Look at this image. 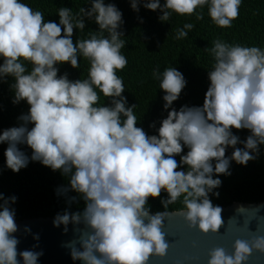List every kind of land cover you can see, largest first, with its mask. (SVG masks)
I'll return each mask as SVG.
<instances>
[{
    "label": "clouds",
    "instance_id": "1",
    "mask_svg": "<svg viewBox=\"0 0 264 264\" xmlns=\"http://www.w3.org/2000/svg\"><path fill=\"white\" fill-rule=\"evenodd\" d=\"M90 3L89 9L80 8L75 17L70 8L60 7L57 23L46 22L41 11L21 0H0V83L13 78V104L26 101L30 106L18 117L20 126L0 133V144L8 145L4 155L13 172L28 166L29 157L19 147L27 145L31 161L68 178V184L57 189L58 195H64L69 204L83 200L81 211L65 210L53 221L57 228L63 225L65 233L69 225L75 226L76 238L63 245L73 261L150 264L154 257L166 258L171 247L164 231L169 214L153 213L150 199H160L167 209L182 198L184 207L177 214L205 235H220L225 228L224 210L213 204L210 194L219 197L215 191L222 185L219 176L231 175L232 160L247 166L264 145V49L213 41L209 51L215 63L208 72L210 85L202 106L175 109L173 102L187 85L184 75L175 67L162 73L154 70L165 93L164 108L170 111L158 135H149L137 126V105H128L123 79L117 75L128 64L121 53L125 47L124 33L119 31L123 14L105 0ZM130 3L136 12L141 3L148 10H159L161 22H167L172 13L203 19L197 9L207 6L216 26L230 28L239 18L242 0ZM85 18L94 20L99 30L74 43V30L86 27ZM193 27L184 24L176 39L186 38ZM80 57L90 62L87 79L72 81L67 73L58 75L57 65L70 63L79 69ZM101 93L110 106L100 104ZM233 129H247L250 135L241 141ZM185 147L188 151L182 154ZM229 147L233 148L231 157L226 156ZM181 166L186 170H180ZM70 192L77 196H69ZM163 193L167 195L162 197ZM16 200L0 192V264H21V258L23 264H38L42 251L18 250L20 240L15 233L19 228L11 207ZM247 211L260 216L258 207L240 206L228 221L235 220L239 229L238 217L244 219ZM247 223L251 235L236 238L231 250L209 249L207 264H248L254 252L264 254L259 223L255 231L251 221Z\"/></svg>",
    "mask_w": 264,
    "mask_h": 264
},
{
    "label": "trees",
    "instance_id": "2",
    "mask_svg": "<svg viewBox=\"0 0 264 264\" xmlns=\"http://www.w3.org/2000/svg\"><path fill=\"white\" fill-rule=\"evenodd\" d=\"M33 10H39L44 14L45 21L59 23L58 9L68 7L73 16L79 14L80 8L89 9L90 0H21ZM105 3L115 4L122 12L124 23L119 31L124 33L121 37L125 41V47L121 53L128 60L126 68L118 71L117 75L123 79L128 105L136 104L134 114L137 117V126L142 127L149 135H158L161 121L167 118L163 96L160 89V79L154 78L156 69L162 73L165 68L175 67L185 77L186 87L179 99L173 102V107L179 110L182 106H202L205 93L210 85L208 72L213 70L214 57L209 49L213 41L220 39L229 44L241 46H257L264 49V0H242L239 18L233 21L230 28L216 26L209 14L208 8L197 9L202 12L203 19H197L195 15L180 16L172 13L167 22H161L159 16L162 13L139 6V12L132 9L130 0H105ZM164 0H161L163 5ZM194 25L188 36L176 39L177 30L184 24ZM86 27L80 31L74 30V43L78 39L89 38L91 32L98 31V25L94 20L85 18ZM105 35H107L105 33ZM80 68H72L70 63L57 65L58 75L67 73L69 80L87 79L90 62L83 57L79 58ZM0 59V63H2ZM31 66L29 65V68ZM14 80L6 78V82L0 83V133L3 130L20 126L22 121L18 119L29 111L26 101L13 104L14 93L10 88ZM98 91V90H97ZM100 104L110 106V100L100 94ZM155 124V127H151ZM32 125H29L31 128ZM233 134L246 140L250 132L247 129H233ZM243 147V144H238ZM7 143L0 144V192L4 196H16L17 200L11 207L15 210L16 222L25 219L55 218L57 214H63L65 210L81 211L83 200L68 203L64 195H58L57 189L68 184V178L60 172H54L49 167L38 161H31L32 150L27 145H19L20 149L29 157V164L19 173L13 172L6 165L4 155ZM188 148H184L182 154H186ZM233 148L226 150V156L231 157ZM255 155V154H254ZM180 161V156L175 157ZM215 164V161H213ZM180 170H186L181 166ZM231 175H220L222 185L216 189L219 197L210 194L214 205L221 207L233 203H259L264 202V145L260 146L257 159L249 161L247 166L237 164L234 160L230 164ZM216 178V177H214ZM69 196H77L70 192ZM162 194V197L166 196ZM149 205L153 213L156 211L176 212L183 209L182 198L164 209L160 199H150Z\"/></svg>",
    "mask_w": 264,
    "mask_h": 264
},
{
    "label": "water",
    "instance_id": "3",
    "mask_svg": "<svg viewBox=\"0 0 264 264\" xmlns=\"http://www.w3.org/2000/svg\"><path fill=\"white\" fill-rule=\"evenodd\" d=\"M240 206L245 208H259V215L254 211H247L240 219L241 227L238 229L236 221H228L236 215V209ZM223 208V218L225 228L221 229V234H203L198 229L190 228L182 216L176 212H167L169 215L165 220L164 231L168 235L171 243L168 255L164 259L154 257L150 264H207V253L209 249L216 246H223L231 250L236 238H248L251 233L248 231V221H251L250 228L255 231L259 223L264 234V202L259 203H233ZM55 218H35L25 219L16 222L19 231L15 233L20 240L18 250L42 251L38 264H82L80 261H73L70 250L63 245L76 238L73 225H69L67 233L63 230V225L59 228L54 226ZM25 228L30 229L26 232ZM38 235L39 240L34 239ZM38 245V247H35ZM21 264L22 258H21ZM248 264H264V254L254 252Z\"/></svg>",
    "mask_w": 264,
    "mask_h": 264
}]
</instances>
